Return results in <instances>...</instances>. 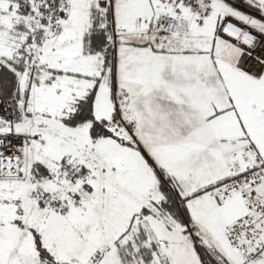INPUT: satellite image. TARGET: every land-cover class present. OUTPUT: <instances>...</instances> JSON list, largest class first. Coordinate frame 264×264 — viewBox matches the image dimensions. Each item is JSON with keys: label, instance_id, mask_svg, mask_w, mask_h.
Instances as JSON below:
<instances>
[{"label": "snow or ice", "instance_id": "snow-or-ice-1", "mask_svg": "<svg viewBox=\"0 0 264 264\" xmlns=\"http://www.w3.org/2000/svg\"><path fill=\"white\" fill-rule=\"evenodd\" d=\"M0 264H264V0H0Z\"/></svg>", "mask_w": 264, "mask_h": 264}]
</instances>
